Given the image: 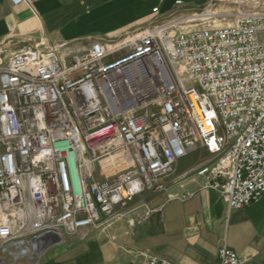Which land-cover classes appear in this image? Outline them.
Instances as JSON below:
<instances>
[{"label": "built area", "instance_id": "2783aa9c", "mask_svg": "<svg viewBox=\"0 0 264 264\" xmlns=\"http://www.w3.org/2000/svg\"><path fill=\"white\" fill-rule=\"evenodd\" d=\"M11 1L33 10V0ZM174 5L126 42L0 47V253L24 254L40 235L86 239L136 197L164 191L198 148L211 158L183 177L228 211L264 196V11L180 30L185 6ZM216 264L242 261L223 246Z\"/></svg>", "mask_w": 264, "mask_h": 264}, {"label": "crops", "instance_id": "0c3cea01", "mask_svg": "<svg viewBox=\"0 0 264 264\" xmlns=\"http://www.w3.org/2000/svg\"><path fill=\"white\" fill-rule=\"evenodd\" d=\"M167 0H33V10L11 0H0V47L6 54L36 44L70 43L87 46L86 38L114 39L149 19ZM174 0L171 4L174 5ZM168 8L163 13L171 12ZM161 12V11H160ZM109 31L107 37L97 34ZM111 32V33H110ZM211 156L198 148L179 160L164 191L144 193L122 216L86 239L21 253L9 247L0 253L3 264H144L150 257L174 264H216L218 250L226 246L242 264H264V196L256 203L228 211L215 191L183 175ZM146 210L153 211L143 218ZM42 243H39L41 246Z\"/></svg>", "mask_w": 264, "mask_h": 264}, {"label": "rangeland", "instance_id": "374dc122", "mask_svg": "<svg viewBox=\"0 0 264 264\" xmlns=\"http://www.w3.org/2000/svg\"><path fill=\"white\" fill-rule=\"evenodd\" d=\"M174 0H167L165 4L160 9V13L155 16V15H150L149 19L147 22L144 24L138 26V27H145L147 24L152 22L156 18H167L171 14L170 12L168 13H163L165 9H172L175 7V5H172L171 3ZM185 6L182 8L181 12H179L176 15V19H183L178 22V28L180 30H188V29H193L194 27H223L226 26L228 23L232 24L233 23V17L234 14L237 12H245L248 10H262L264 11V0H259L260 2H256L255 4L248 5L245 2L240 3L238 0H180ZM211 1V5L209 7H206L208 3ZM176 8V7H175ZM209 12V17L205 18L204 20L202 18H195L194 21H190L189 18L191 16H204ZM227 20V21H226ZM137 28V27H136ZM135 28L126 31L130 32L133 31ZM124 32L122 35H120L117 38L114 39H107L109 41H112V43H118L119 41L125 39ZM111 33V32H110ZM99 35H103L105 37L108 36L109 31H99L97 32ZM128 41V38H126L122 42ZM126 52V49L121 52V54H124ZM6 54V53H5ZM2 65L5 63V60L2 59ZM134 202V200L132 201ZM71 242V240H68ZM18 264H36V261H26V260H21L18 261Z\"/></svg>", "mask_w": 264, "mask_h": 264}, {"label": "water", "instance_id": "95a60500", "mask_svg": "<svg viewBox=\"0 0 264 264\" xmlns=\"http://www.w3.org/2000/svg\"><path fill=\"white\" fill-rule=\"evenodd\" d=\"M40 242L42 243L41 246H39ZM60 242H61L60 238L56 235H40L36 237L34 240H32L31 243H32L33 252H35L36 248L40 252L52 245L59 244ZM0 264H3V262L0 261Z\"/></svg>", "mask_w": 264, "mask_h": 264}, {"label": "bare ground", "instance_id": "6f19581e", "mask_svg": "<svg viewBox=\"0 0 264 264\" xmlns=\"http://www.w3.org/2000/svg\"><path fill=\"white\" fill-rule=\"evenodd\" d=\"M238 2H240V3H246V4H248V5H252V4H255L256 2H260L259 0H238ZM210 15H209V12L206 14V15H204V16H191L190 18H189V20H192V19H195L196 17L197 18H202L203 20L205 19V18H208ZM210 18V17H209ZM227 21V20H226ZM227 25H230V23H228ZM130 40H132L131 38H128V41H130ZM37 249V248H36Z\"/></svg>", "mask_w": 264, "mask_h": 264}]
</instances>
